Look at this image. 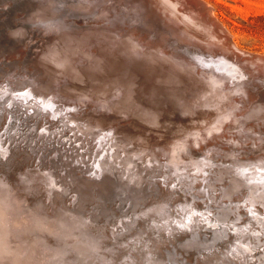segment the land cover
<instances>
[{
  "label": "bare ground",
  "instance_id": "obj_1",
  "mask_svg": "<svg viewBox=\"0 0 264 264\" xmlns=\"http://www.w3.org/2000/svg\"><path fill=\"white\" fill-rule=\"evenodd\" d=\"M24 1L8 14L15 20L6 13L0 22V80L26 47L32 66L0 82L9 115L0 136V264L259 263L244 257L264 253V57L236 51L197 0H124L142 9L134 14L148 30L122 28L131 16L109 9L111 0ZM177 41L184 51L172 48ZM17 43L25 51H6ZM42 97L52 107L74 103H61L64 136L53 125L36 140L44 133L29 112L17 115L19 105L9 122L14 102L44 105ZM210 192L217 201L206 204L218 211L203 212ZM147 214L165 223L148 228L142 246L146 227L117 248L128 241L115 236ZM131 249L141 255H125Z\"/></svg>",
  "mask_w": 264,
  "mask_h": 264
},
{
  "label": "rangeland",
  "instance_id": "obj_2",
  "mask_svg": "<svg viewBox=\"0 0 264 264\" xmlns=\"http://www.w3.org/2000/svg\"><path fill=\"white\" fill-rule=\"evenodd\" d=\"M115 1V2H114ZM191 1V0H190ZM7 2V3H6ZM12 2V3H11ZM105 3H103L102 4V6H104V4L105 5H107L108 3L110 4V0H109V2L107 1V0H105L104 1ZM108 2V3H107ZM111 2H113V3H111L110 5L111 6H109V9H112V11H115V9H116V12L118 13V14H120L121 16H122V13L124 14L123 15V19H127V16L129 17V16H131V17H129L128 19L130 20V19H133L132 18V16L133 17H135L133 20H126L127 22L125 23H122V28H128L130 25H132V24H134L135 26H138V27H140V25H142V28H144L145 30H148L149 28H146V27H148V26H144L143 25V21L141 22V20L139 19L140 18V16L141 15H139V17H137L134 13L135 12H141V10L142 9H136V10H134L132 7H130V6H132V4H130V9H132L133 11H132V13H131V10L129 9V7H127L128 5H129V3L127 4V2H125L124 0L123 1H121V2H118V1H116V0H111ZM120 3L121 4V8H120V6H119V4H117V3ZM125 2V3H124ZM191 2H193V1H191ZM197 2H201V3H203V5H205V7L207 8V10H208V13L211 15V18H213V20H215L216 22H217V24L220 26V27H222V29H223V31H224V33H228V35H229V37H230V44H234L235 46H237L236 48L238 49V50H236V51H238V52H242V51H244V52H246V53H249L248 55H246V58L247 57H252V56H261V57H264V0H197ZM2 3H6V5H3ZM123 3V4H122ZM13 4H14V6H13ZM29 4V2H27V1H24L23 2V4H22V2H19V0H0V5H3V6H0V14H1V20H0V22H2V24L4 23L3 21H5V19L7 18V15L9 14L10 15V13L11 12H13V10L14 11H18V10H20V8L22 7V9L24 8L23 6H27ZM108 4V5H109ZM117 4V5H116ZM127 4V5H126ZM16 5H18V6H21V7H18V6H16ZM23 5V6H22ZM107 5V6H108ZM115 7H114V6ZM125 6V7H122V6ZM101 6V7H102ZM11 7H12V9H11ZM120 9H119V8ZM130 10H128L127 8ZM7 10H6V9ZM69 8H71L70 6H69ZM114 8V9H113ZM119 9V11H118V9ZM122 8H124V9H122ZM126 8V9H125ZM72 9V8H71ZM4 10V11H3ZM10 10V11H9ZM110 11L111 10H108V14L109 15H112V14H114V12L112 13V11H111V13H110ZM123 11V12H122ZM128 13V15L127 16H125V14H127L126 12ZM5 12V13H4ZM105 12V11H104ZM104 12H101V13H103L104 14ZM121 12V13H120ZM130 12V13H129ZM205 12H207L206 10H205ZM6 13H7V15H6ZM102 14V16L101 17H104L105 18V20H106V17H107V19L109 20L110 18H108L109 16H107V14L105 15H103ZM131 14V15H130ZM3 15H4V17H3ZM8 15V18L7 19H12L13 17L12 16H9ZM101 15V14H100ZM207 15V14H206ZM106 16V17H105ZM7 19H6V21H7ZM14 20H15V18H13ZM12 19V20H13ZM16 19H18L19 21H20V19L19 18H16ZM3 20V21H2ZM18 20H16V21H18ZM109 21H111V19L109 20ZM128 23V24H127ZM119 24H120V22H119ZM123 24H125V25H123ZM213 27H215V26H213ZM143 29V30H144ZM46 30V29H45ZM44 29L42 30V31H44V32H46ZM10 32V31H9ZM8 32V33H9ZM156 33H157V35H159L160 33H158V32H153V34H155V36L154 37H156V39L157 38H159L158 36H156ZM174 35V34H173ZM172 35V36H173ZM4 36L6 37L7 36V32H6V34L4 33ZM4 36H1V38L2 39H4L5 37ZM171 36V37H172ZM8 37V36H7ZM6 37V38H7ZM146 37L147 38H149V35L148 34H146ZM174 37V36H173ZM6 38L4 39V40H6ZM26 40V39H25ZM28 40H26V43H28L29 44V42H30V40L27 42ZM173 43H174V40L172 41ZM179 41H177V43L175 42V44H173V46H172V48L173 49H175L176 50V46H178L179 44H180V42L178 43ZM183 43V42H182ZM178 44V45H177ZM16 45V44H15ZM14 45V47H12L11 49L10 48H8V49H6V51L7 52H11V53H13V51H14V48H18V47H23V50H24V45L22 46L20 43L18 44L17 43V45H19V46H15ZM21 45V46H20ZM178 48L179 49H177V50H182V48H183V50L182 51H184L185 49H186V47H181L180 45L178 46ZM27 49H29L30 50V48H28V47H26V51H25V53L27 52V54L30 52L29 50L27 51ZM10 50V51H9ZM176 50V51H177ZM27 54H25L24 55V59H26V56H27ZM0 57H1V55H0ZM23 58H21V59H19V62L18 63H16V65L19 67V65L18 64H20V67H22V68H18V67H16V65L15 66H13V67H10L9 65H6V67H5V65H4V68H7V69H9L8 70V72H7V74L6 75H4V74H2L1 75V79L2 80H0V82H2V81H4L3 80V78L5 79L6 77H10L11 75V77L12 78H16L17 77V75H19V76H21V74L22 75H28L29 73H28V71L30 70V69H32V66L31 65H29V64H27L25 61L27 60H25L24 61V59ZM23 61V62H22ZM25 62V63H24ZM14 63V62H13ZM22 63H23V65H22ZM14 65V64H13ZM24 66V67H23ZM26 66V67H25ZM27 66H28V68H27ZM29 66H30V69H29ZM26 68V69H25ZM22 69V70H21ZM25 69V70H24ZM28 69V70H27ZM11 70V71H10ZM12 70H14V71H12ZM27 70V71H26ZM10 71V72H9ZM21 71V72H20ZM25 73H24V72ZM244 71V70H243ZM9 73V74H8ZM11 73V74H10ZM13 73V74H12ZM15 73V74H14ZM18 73H21V74H18ZM244 73V75H246V72L244 71L243 72ZM4 75V76H3ZM9 75V76H8ZM14 75H15V77H14ZM7 80L5 79V82H6ZM15 81V84H14V82H13V84L14 85H17L16 84V80H14ZM26 81V80H25ZM5 82H2V83H5ZM7 83V82H6ZM12 86L13 88H16L17 86ZM28 87L30 86V85H27ZM26 86V87H27ZM25 87V88H26ZM9 88L10 87H8L7 88V90L10 92V90H9ZM33 92H35V91H33ZM43 98V97H42ZM44 100H43V102L45 101V104L44 105H42V104H33L34 102H29V100H31V101H33L32 99H26V98H24V99H21V100H23L24 102L23 103H20L19 104V102H20V100H18V102H16V104H15V102L13 103L14 105H12V107H11V111L10 110H8V112H10V120H9V122L10 123H12L13 122V120H14V114H13V112L14 111H12V110H16L17 108H18V105L20 106L19 108H21V110L19 111V112H21V111H24L25 113L23 114V112H21V113H19L18 112V116H29L30 114L31 115H33V117H34V120L36 121V123H37V126H38V124H39V126H40V128L42 129V131H41V133H44V134H40V133H38L37 135H39L40 134V136H37L36 137V140L38 139H40V138H43L45 135H46V131L47 130H49L53 125H55V126H53V131L55 132V136H60V137H62V136H64V135H62L63 134V132H65L64 130H63V128L62 127H59V129H58V126L56 125V123L59 121V119H63V116L61 115L62 113H64L63 111L61 112V110L63 109V105L65 106V107H67V108H70L71 106H73L74 105V103L71 105L70 104V106H69V104L67 105L66 103L64 104V103H62V102H60V104H59V102L57 103L56 101H54L52 104H53V107H52V105H49L48 106V104H46V100L45 99H47V98H43ZM27 103V104H26ZM28 103H29V107H30V105L32 106V104L33 105H35L36 107H37V105H38V107H37V110H36V108H33V106H32V108L30 107H27V110L25 109L26 108V106H28ZM58 104V106H57V104ZM63 105H62V104ZM0 120H1V122H0V136H2V134L4 133H6L7 132V130L8 129H6L5 130V122L3 121V117H4V115L6 116V118H8V113H5L4 114V112L3 111H1V108L3 107L2 105H4V103H3V101H1L0 100ZM22 105H24L23 107H22ZM47 105V106H46ZM55 105V106H54ZM62 105V106H61ZM2 106V107H1ZM16 106V107H15ZM34 106V107H35ZM44 107V108H43ZM56 107H57V109H56ZM59 107V108H58ZM61 107V108H60ZM15 108V109H14ZM23 109H25V110H23ZM33 109H34V111H36V112H33ZM41 109V110H40ZM56 109V111L58 112V114H57V112L56 111H54ZM61 109V110H60ZM19 110V109H18ZM17 110V111H18ZM32 110V111H31ZM39 110V111H38ZM47 110V111H46ZM59 110V111H58ZM37 111H38V113H40V114H37ZM54 111V112H53ZM28 112L30 113V114H28ZM52 112H53V114H52ZM35 113V114H34ZM42 113H43V115H42ZM47 113V114H46ZM48 113H49V115H48ZM60 113V114H59ZM46 115V119H45V115ZM54 114H56V115H54ZM35 116L37 117V118H35ZM41 116V117H40ZM53 116H55L56 117V119H52V120H49V118H52ZM2 118V119H1ZM23 118V117H22ZM40 118L42 119V120H40ZM38 120V122H37V120ZM11 120H12V122H11ZM58 120V121H57ZM4 123H3V122ZM43 123H42V122ZM47 121V122H46ZM54 122V123H53ZM52 123V124H51ZM83 123H85V121L83 122ZM86 124V123H85ZM5 125V126H4ZM43 125H45V126H43ZM56 127V128H55ZM4 128V130H2ZM49 128V129H48ZM3 133H2V132ZM63 131V132H62ZM37 133V131L36 130H34V133ZM46 132V133H45ZM112 134H114V132L112 133ZM111 134V135H112ZM112 136H114V135H112ZM107 137L109 140H107L106 138V140L107 141H111V140H113V137ZM112 138V139H111ZM4 141L5 142H3V144H4V147L5 148H7V149H5V150H10L11 149V143H10V141H9V139H8V137H7V135L5 136V139H4ZM9 141V142H8ZM40 141V140H39ZM1 143H2V141H1ZM40 145L41 146H43L41 149V151H43V150H45V151H47L48 149H47V147H45V144L44 143H40ZM105 145H107V144H104V146ZM112 147L114 148V143L112 142ZM50 149V148H49ZM64 153V152H63ZM25 154V152L23 151V152H21L20 153V156L21 155H24ZM80 156V155H79ZM82 157V156H81ZM9 158V155H7L6 156V158H5V161H3V163H7V159ZM24 158V157H23ZM2 160V159H1ZM0 160V161H1ZM76 161H78L79 162V158H77L76 159ZM89 161H91L90 159H89ZM86 165V164H85ZM169 172H170V170H168ZM209 173H211L210 175H213V172L212 171H209ZM162 174H164V178H167V174H166V172L164 173H162ZM166 174V175H165ZM54 177H55V172L53 171V174H52ZM153 175H151V177H152ZM57 178V177H56ZM158 181H160V179H157ZM226 181V180H225ZM225 181H223V182H217V184H222V183H224ZM181 182V181H180ZM58 183V182H57ZM167 184V181L166 180H164V184ZM182 183L183 182H181L180 183V186L181 187H185L184 186V183H183V185H182ZM165 184V185H166ZM179 185V184H178ZM207 185V184H206ZM205 185V187H207V188H210L209 187V185H207L206 186ZM219 186H221V185H217V187H219ZM178 189H180V188H178ZM217 190L216 189H214V192H216ZM183 193V194H186L185 193V191L183 190V191H180V190H178L177 191V193ZM182 194V195H183ZM210 195H208V197L207 196H205V197H203V200L205 201V202H202V197H201V202H202V204H204V206L205 207H208V208H204L202 211L203 212H206V211H211V212H214V211H218V208L217 207H215V206H213V208L211 209V206L209 205H207L206 204V201H207V199L209 198V196H212L211 197V199H209L210 200V203H211V200H212V202L213 203H216L215 201H217V198H214V195H211L212 193L210 192L209 193ZM186 195H189V194H186ZM169 197H171V196H168V198ZM189 197V196H188ZM190 197H192V196H190ZM199 198V197H198ZM194 199V200H193ZM192 199V201H196L195 200V198H193ZM215 199V200H214ZM222 199H224V200H226L227 198H224V197H221V199H219V201H222ZM199 200V199H198ZM197 200V202H200V201H198ZM176 201V202H175ZM174 201V203L175 204H177L178 203V201H177V199ZM200 202V203H201ZM193 203V202H192ZM261 207H263V206H261ZM242 210H245V208L244 209H242ZM246 216H247V214H245ZM244 215V218H243V216H242V218H241V221H242V219H245L246 218V216ZM146 216V217H145ZM151 216L152 215H143V217L141 216V218L140 217H138V219H140V220H138L135 224V226H134V228L135 229H133L132 230V232L130 231V233L127 231V230H125L124 231V233L123 234H121V235H116L115 236V238L117 239H119V238H121L122 240H124V238H125V240H127L128 242H126V243H124L123 245H115L117 248L118 247H120L121 248V246H122V248L124 247V248H127V247H129L130 246V244L131 243H135V238H130L132 235H133V233L136 231V230H141V228L143 227V228H145L146 227V229L144 230L145 232H142V234H141V236H140V239L138 240V242H137V245L138 246H142L143 244H142V242H145L146 241V239H149V236H148V234H149V230H148V228H156V227H159V225H161V224H163V222L162 221H164V223H165V220H162V219H160V218H158V217H156V216H154V218H155V220H153L154 218H153V216H152V218H151ZM213 217L214 218H217V216L216 215H213ZM131 219H133V217L131 218ZM146 219V220H145ZM148 219H150V220H148ZM156 219H160V220H156ZM143 220V221H142ZM153 220V221H152ZM229 221H231V220H229ZM142 223L143 224V226L142 225H140L139 223ZM155 222V223H154ZM162 222V223H161ZM232 222L233 221H231L230 223L232 224ZM138 223V224H137ZM146 224V225H145ZM158 224V225H157ZM126 225H127V223H126ZM140 225V226H139ZM157 225V226H156ZM234 225V224H233ZM137 227H139V228H137ZM232 227V226H231ZM234 227V226H233ZM123 227L121 226V229H122ZM134 231V232H133ZM126 232V233H125ZM209 232H211V231H209ZM125 234V235H124ZM131 234V235H130ZM126 236V237H124V236ZM130 235V236H129ZM144 235V236H143ZM156 235H158V234H156ZM144 238H143V237ZM123 237V238H122ZM141 240H143V241H141ZM131 241V242H130ZM140 241V242H139ZM146 243H150L149 245H151L152 244V241H149V242H146ZM263 245V244H262ZM262 245H261V247H262ZM264 247V246H263ZM252 248H253V246H252ZM115 251V250H114ZM105 253H107L108 254V251L107 250H105L104 251ZM163 252H165L164 250H163ZM129 253H135V254H137V256L139 255H141L140 253V251L139 252H137V251H135V250H133V249H131L130 250V252H128L127 254H125V255H129ZM264 254V253H263ZM262 253L261 254H249L250 256H249V258H248V256L247 255H245V257H244V259L245 260H249L250 258H251V260H249V261H252V260H255V259H257V260H260V262L259 263H257V264H264L263 262H264V255H263ZM258 255H259V257H258ZM115 257H118L117 255H114ZM180 256V257H179ZM178 257L180 258V261H182V259L181 258H183V255H180V254H178ZM124 259H126V258H120V259H118L117 261H116V263L117 264H123V263H126V261L124 260ZM122 260V261H121ZM127 260H128V258H127ZM120 261V262H119ZM94 263H96V261L94 262ZM98 264H100V262H98ZM102 264V263H101Z\"/></svg>",
  "mask_w": 264,
  "mask_h": 264
},
{
  "label": "snow or ice",
  "instance_id": "obj_3",
  "mask_svg": "<svg viewBox=\"0 0 264 264\" xmlns=\"http://www.w3.org/2000/svg\"><path fill=\"white\" fill-rule=\"evenodd\" d=\"M133 55H135V52H133ZM209 215H210V213H209ZM180 227L187 228V224H181Z\"/></svg>",
  "mask_w": 264,
  "mask_h": 264
}]
</instances>
